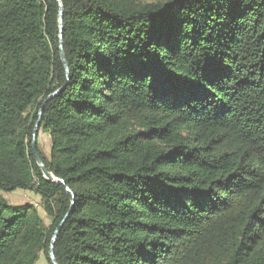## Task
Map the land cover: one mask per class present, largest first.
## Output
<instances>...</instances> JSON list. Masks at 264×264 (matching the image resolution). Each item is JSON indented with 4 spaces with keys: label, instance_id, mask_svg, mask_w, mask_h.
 <instances>
[{
    "label": "trees",
    "instance_id": "16d2710c",
    "mask_svg": "<svg viewBox=\"0 0 264 264\" xmlns=\"http://www.w3.org/2000/svg\"><path fill=\"white\" fill-rule=\"evenodd\" d=\"M61 3L68 78L57 3L0 0V192L50 219L0 198V264L66 216L57 264H264V0Z\"/></svg>",
    "mask_w": 264,
    "mask_h": 264
},
{
    "label": "water",
    "instance_id": "95a60500",
    "mask_svg": "<svg viewBox=\"0 0 264 264\" xmlns=\"http://www.w3.org/2000/svg\"><path fill=\"white\" fill-rule=\"evenodd\" d=\"M57 5H58V29H59V56H60V61L64 67V70H65V74L68 78V74H69V67H68V64L66 62V58H65V55H64V52H63V41H62V29H63V7H62V3H61V0H54ZM60 92L59 91H56L54 92L53 94H51L47 99H51L53 97H55L58 93ZM41 113H42V110L39 112L38 114V120L33 128V131H32V137H31V147H32V153H33V157H34V160L36 162V165L38 166V168L40 169L42 175H43V178L49 182H52V183H59V184H63V181L62 180H59L57 179L56 177H54L51 173L47 172L43 163H42V160L38 154V151H37V135H38V131H39V127H40V116H41ZM66 191L71 195H72V192L66 188ZM67 218V216L65 217V219ZM64 219V220H65ZM64 220L60 223V225L55 229L53 235H52V238H51V241H50V246H49V252H48V257H49V261L51 264H57L56 263V260H55V256H54V244L57 240V237H58V234L62 228V225L64 223Z\"/></svg>",
    "mask_w": 264,
    "mask_h": 264
},
{
    "label": "rangeland",
    "instance_id": "374dc122",
    "mask_svg": "<svg viewBox=\"0 0 264 264\" xmlns=\"http://www.w3.org/2000/svg\"><path fill=\"white\" fill-rule=\"evenodd\" d=\"M37 144L42 155L48 158L50 153V138L39 131ZM0 198L3 199L9 206H21L25 204L33 205L40 215L43 226L49 227L50 219L44 213L40 199L37 195H35V193L29 191H15L12 193L0 192ZM37 264H47V261L41 255Z\"/></svg>",
    "mask_w": 264,
    "mask_h": 264
}]
</instances>
